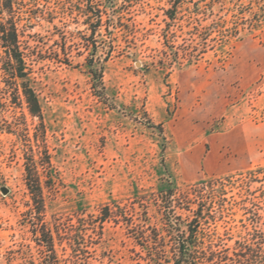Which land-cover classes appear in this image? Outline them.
<instances>
[{"label": "rangeland", "instance_id": "1", "mask_svg": "<svg viewBox=\"0 0 264 264\" xmlns=\"http://www.w3.org/2000/svg\"><path fill=\"white\" fill-rule=\"evenodd\" d=\"M18 2L22 40L35 51L31 86L42 124L21 100L0 111L1 126L19 121L27 130L25 137L0 130V264H29L30 257L39 263L24 178L29 147L36 159L46 151L50 162L39 169L41 180L50 179L41 217L48 225L62 228L80 209L97 214L115 202L127 213L144 208L151 226L161 230V191L194 194L220 180L228 204L216 226L221 235L232 230L231 240L222 237L229 255L250 228L252 213L264 234V23L225 45L211 43L195 63H175L162 34L167 0H116L130 10L125 16H132L135 30L127 37L114 32L117 46L102 64L103 88H94L85 64L89 32L75 1ZM256 3L263 16L264 0ZM60 34L67 47L73 43L70 65L52 59ZM91 242L88 264H152L120 222L104 224ZM57 252L71 264L64 242Z\"/></svg>", "mask_w": 264, "mask_h": 264}, {"label": "trees", "instance_id": "2", "mask_svg": "<svg viewBox=\"0 0 264 264\" xmlns=\"http://www.w3.org/2000/svg\"><path fill=\"white\" fill-rule=\"evenodd\" d=\"M18 1L0 0V84L11 89L8 91L0 87V111H6L7 104L14 106L17 100H21L28 114L42 124L41 107L31 86L29 59L35 51L27 41L22 40L24 34L19 28L20 16L15 7L19 5ZM74 1L73 7L89 32V40L86 39L84 47L90 57L85 58V64L94 88L99 85L103 88L102 64L107 62L117 46L114 44L117 39L114 32L121 37L134 33V24H129L132 16H125L131 12L117 7L116 0ZM167 3L169 7L162 10L165 17L162 34L164 46L170 50L169 59L175 63H179L180 59L187 64L195 63L211 43L225 45L238 38L244 29L256 30L264 23V7L260 9L263 16H258L256 0H167ZM185 36L188 37L189 49L186 52L182 48L183 41H186L182 37ZM59 37L61 45L53 52L52 59L70 65L73 43L67 47L66 36L60 34ZM177 39L182 43L176 46ZM180 51L184 54L178 58ZM3 122L0 130L25 137V122ZM29 152L30 156L24 163V178L35 214L28 223L40 254L38 264H64L57 252V247L63 242L69 250L71 264H88L89 251L94 245L91 240L94 235L101 237L104 224L109 221L120 222L152 264H264V234L253 225L256 223L255 213L248 218L252 221L250 228L244 227L245 236L235 240L232 255H229V248L222 245L225 241L222 237L232 239V230L224 229L222 235L217 231L216 222L224 217L228 204L220 180L209 182L205 186L207 190L201 188L194 194L176 192L173 188L161 191V230L151 226L144 208L141 214L133 208L127 213L115 202L111 206H102L97 214L80 209L74 216L75 222H68L62 228L56 224L48 225L41 217L44 210L43 189L50 179L47 176V180H41L39 169L49 167V158L46 151L37 159L31 147ZM177 210L188 214L182 216ZM30 259L29 264H34L33 258Z\"/></svg>", "mask_w": 264, "mask_h": 264}, {"label": "water", "instance_id": "3", "mask_svg": "<svg viewBox=\"0 0 264 264\" xmlns=\"http://www.w3.org/2000/svg\"><path fill=\"white\" fill-rule=\"evenodd\" d=\"M3 194H6L8 191L6 189H2Z\"/></svg>", "mask_w": 264, "mask_h": 264}]
</instances>
